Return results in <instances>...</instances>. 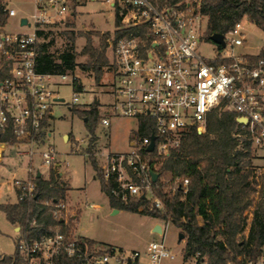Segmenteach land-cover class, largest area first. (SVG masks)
<instances>
[{"label":"built area","instance_id":"1","mask_svg":"<svg viewBox=\"0 0 264 264\" xmlns=\"http://www.w3.org/2000/svg\"><path fill=\"white\" fill-rule=\"evenodd\" d=\"M89 1H103L116 18L107 39L113 75L107 93L111 97L109 105L119 116L135 118L139 123L141 118L149 120V134L133 139L129 151L102 153V174L106 183H114L115 196L123 201L143 196L150 201V208L162 209L145 152L165 157L190 128L205 132L208 116L214 110H232L237 118H245V123H239L252 148L264 154V58L253 62L252 55L234 53L236 46L246 41L243 19L223 34L224 47L214 42V57L207 58L199 46L208 40L204 23L208 18L197 0ZM81 4L82 0H34V31H0V56L7 60L10 74L0 79V131L12 128L16 144L27 147L18 151L20 155H40L49 170L54 168L59 173L61 163L55 148L48 145L41 149L51 135L54 110L62 105V98L53 89L57 84L54 78L72 77L74 85L83 84L75 71H38L37 32L45 26L67 24ZM7 14L9 18L18 12L7 7ZM80 94L75 93L74 105ZM100 122L110 125L106 116ZM152 135L155 148L147 151ZM35 177L14 180L18 201L33 194ZM188 182L182 180L184 186ZM44 204L52 206L55 222L44 228L34 219L31 225L38 228V235L26 238L18 233L15 243L22 264H164L166 259L176 257L164 241H150L139 250L103 245L79 235L73 224L77 214L70 212L67 195ZM253 212V207L245 211L248 223ZM197 256H193L197 264H207L206 260L198 262ZM240 259L243 264H264V244L257 257Z\"/></svg>","mask_w":264,"mask_h":264},{"label":"trees","instance_id":"2","mask_svg":"<svg viewBox=\"0 0 264 264\" xmlns=\"http://www.w3.org/2000/svg\"><path fill=\"white\" fill-rule=\"evenodd\" d=\"M171 3L179 0H168ZM202 12L207 16V38L214 33H227L236 22L247 17L249 21L264 31V0H197ZM7 4L0 0V30L7 24ZM67 25L72 28L74 22ZM38 36L47 38L45 29L38 30ZM68 49L58 58L49 51V42L38 43L37 69L42 73L60 74L74 72L77 67L92 69L99 81L103 66L109 64L106 55L109 33L101 37L98 46L93 44L90 35L81 54L87 55L84 64L77 62L75 30L64 32ZM264 58V49L258 55L250 56L253 62ZM7 60L0 56V79L9 76ZM75 91L82 92L83 86L75 83ZM83 119L91 133L87 155L97 171L102 191L108 196L114 209L133 213L145 211L151 218L172 222L186 237L185 257L197 256V261L207 264H243L240 257L255 258L264 244V164L258 172L254 164L253 148L237 114L232 110H214L208 116L206 131L200 133L190 128L177 147L171 148L168 155L145 152L150 158V169L159 174L153 182V190L161 199L163 208H150V201L141 196L123 201L113 194L114 183H106L95 157V128L98 122L97 105L90 109L72 108ZM149 120L141 118L138 139L148 135ZM240 134V135H238ZM0 143H17L12 128L0 131ZM173 183L171 191L165 190L162 177ZM188 179L187 186L182 183ZM36 187L32 195L16 203L0 204L7 219L20 226L19 236L31 238L38 235L36 222L44 228L55 219L52 206L45 201L66 197L67 185L60 173L52 168L49 177L36 176ZM18 193V192H17ZM253 207V217L247 221L245 211ZM0 264H22L17 251L14 255L0 256Z\"/></svg>","mask_w":264,"mask_h":264},{"label":"rangeland","instance_id":"3","mask_svg":"<svg viewBox=\"0 0 264 264\" xmlns=\"http://www.w3.org/2000/svg\"><path fill=\"white\" fill-rule=\"evenodd\" d=\"M194 1V0H192ZM9 8H15L17 16L9 17L7 24L0 30L4 32H32L35 29V22L32 19L35 5L34 0H3ZM78 13L69 20L74 22V27L70 28L67 24H54L45 26L49 36L47 38L39 37V43L49 42V51L56 58L68 49L65 31L73 29L79 36L76 39V52L78 53L77 62L84 64L88 60L87 55L81 54L87 42V36L90 35L95 46H98L101 37L104 34L112 33L115 28L116 18L114 11L110 9L103 1L82 0L78 8ZM21 17L28 19V24L22 26ZM67 22V23H68ZM204 23L207 25V21ZM243 27L246 33V41L242 46H236L235 54H259L264 49V31L254 23L243 18ZM108 42V41H107ZM216 44L208 39L200 44L199 50L207 58H213ZM229 53H232L228 49ZM106 55L110 64L109 44L106 48ZM109 64L103 66L102 75L99 81L95 79V72L92 69L76 68V75L85 87L80 92L79 102L73 104L75 91L71 78L62 80L59 76L54 78L53 89L56 95L62 98V105L57 108L55 117L57 120L52 123L53 137L47 140V146L41 147L47 149L52 145L59 153V160L69 164L66 166V176L63 177L67 185V200L71 206V213L77 214L73 219L76 232L88 239L94 240L103 245H116L128 249L143 250L150 241H164L165 244L175 253L174 259H166L164 264H197L195 258L185 257L186 237L182 240L179 235L182 232L180 228L172 222L158 218L149 217L145 211L133 213L121 210L119 213H113V209L108 204L105 193L102 191L100 179L89 160L87 148L91 141V133L86 125V121L69 107L79 109H90L92 104L97 105L98 122L95 128V157L99 168L105 164V158L102 153L127 152L132 148V140L138 139L136 135L139 131L140 123L137 119L119 116L115 114L109 102L111 97L107 94L112 83V71ZM72 74V73H71ZM108 117L110 125H102V117ZM68 133L72 136L66 138L63 134ZM22 147V146H21ZM77 149V152L73 150ZM18 146L7 147L3 163L0 165V204L15 202L18 196L15 188L10 181L16 178L28 177L26 166L27 158H21L16 151ZM254 164L258 172H261V166L264 164V154L253 148ZM37 160V166L40 162ZM46 171V167H41ZM102 172V171H101ZM96 174V175H95ZM165 184V190L171 191L173 183L165 175L161 178ZM99 205V206H97ZM161 224L163 231L161 233L153 231V223ZM16 237L13 224L7 219L6 214L0 209V256L14 255L16 252Z\"/></svg>","mask_w":264,"mask_h":264},{"label":"crops","instance_id":"4","mask_svg":"<svg viewBox=\"0 0 264 264\" xmlns=\"http://www.w3.org/2000/svg\"><path fill=\"white\" fill-rule=\"evenodd\" d=\"M245 18V17H244ZM247 18V17H246ZM244 54H248V53H244ZM249 55H258V54H249ZM75 74H76V70H75ZM61 106V105H60ZM60 106H58L57 108H59ZM57 108L54 110V118H53V121H52V123L53 122H55L56 120H57V118L55 117V112H56V110H57ZM69 109L70 110H72V107H69ZM52 123H51V128H50V132H51V135L49 136V138L48 139H50V138H52L53 137V129H52ZM72 135L71 134H68V133H64L63 134V138H64V140L65 141H70V140H66V138H70ZM73 137V136H72ZM47 139V140H48ZM12 147V146H18L19 147V150H22V151H24L25 149H27V147L25 146V145H21V144H15V145H8V144H3V143H0V150H1V156H0V165L3 163V159H4V157H5V150H6V148L7 147ZM22 146V147H21ZM18 150V151H19ZM18 151H16V153L21 157V158H27V166H26V172H27V174H28V177L26 178V179H28L31 175H38V173L40 172V174H41V176H44V177H48L49 176V173H50V170H49V168L47 167V166H45L43 163H42V159H41V157H40V155H34V157L33 158H30L29 156H26V155H20L19 153H18ZM74 152H77V149H75L74 148V150H73ZM57 159H58V161H59V163H61V166H59L60 168H59V171H60V173H61V176L62 177H64V176H66V164L68 165L69 163L67 162V161H64V163L63 162H61V160H59V153H58V156H57ZM37 160H39L38 162H40V165H38L37 166ZM41 167H46V171H43V169L41 168ZM94 172H95V169H94ZM96 175V174H95ZM15 179H20V178H16V177H14L11 181H10V184L15 188V190H16V187H15V185H14V180ZM22 179H24V178H22ZM17 193V192H16ZM105 196H106V198H107V201H108V204H109V198H108V196L105 194ZM16 202H18V200H16L15 202H9V203H16ZM110 205V204H109ZM97 206H99V205H97ZM111 207V206H110ZM112 208V207H111ZM121 210H119L118 212H115V209H113V213H119ZM157 224L158 223H156V222H154L153 223V227H152V229H153V231H154V229L156 228V226H157ZM13 228H14V231L16 232V234L18 235V233H19V231H20V226H18V225H15V224H13ZM162 231H163V229H162ZM145 249V248H144ZM143 249V250H144ZM193 258V257H192ZM196 261V260H195Z\"/></svg>","mask_w":264,"mask_h":264},{"label":"water","instance_id":"5","mask_svg":"<svg viewBox=\"0 0 264 264\" xmlns=\"http://www.w3.org/2000/svg\"><path fill=\"white\" fill-rule=\"evenodd\" d=\"M20 23H21L22 26L27 25L28 24V19L23 17V18H21ZM210 40H212L215 43H218V44L222 45L223 47L225 46L224 35L222 33H214V34H212L210 36ZM84 121H86V119H84ZM237 121L240 122V123H245V118L238 117ZM154 148H155V136L152 135V141H151L150 145L148 146L147 151H153ZM0 156H1V150H0ZM37 176H41L40 172L38 173ZM151 176H152L153 182H156L158 177H159V174L157 172L151 170ZM118 211H119V209H115V212H118ZM154 231L161 233L162 232L161 224H157V226L154 229ZM184 237H185L184 233L181 232L180 235H179V239L182 240Z\"/></svg>","mask_w":264,"mask_h":264}]
</instances>
